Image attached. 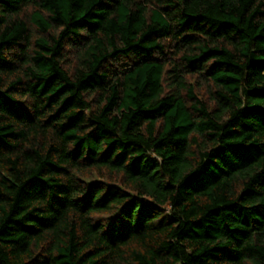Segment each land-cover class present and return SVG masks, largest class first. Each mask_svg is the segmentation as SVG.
<instances>
[{
    "label": "trees",
    "instance_id": "trees-1",
    "mask_svg": "<svg viewBox=\"0 0 264 264\" xmlns=\"http://www.w3.org/2000/svg\"><path fill=\"white\" fill-rule=\"evenodd\" d=\"M0 264H264V0H0Z\"/></svg>",
    "mask_w": 264,
    "mask_h": 264
}]
</instances>
